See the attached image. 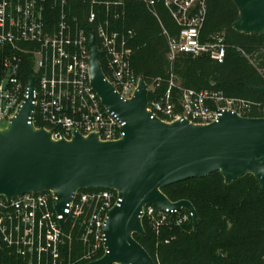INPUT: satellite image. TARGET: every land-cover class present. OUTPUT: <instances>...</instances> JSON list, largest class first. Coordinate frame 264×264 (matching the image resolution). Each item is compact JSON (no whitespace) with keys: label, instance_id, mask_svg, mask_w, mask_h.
<instances>
[{"label":"built area","instance_id":"2783aa9c","mask_svg":"<svg viewBox=\"0 0 264 264\" xmlns=\"http://www.w3.org/2000/svg\"><path fill=\"white\" fill-rule=\"evenodd\" d=\"M137 1L153 12L163 4L181 29L179 38L170 40L171 61L186 54L208 57L218 64L225 62L224 37H203L207 0ZM73 2L0 0V123L7 124L0 130L7 129L18 115L30 96L29 83L35 78V111L30 118L35 129L51 132L54 140H71L76 133L97 135L102 142L123 138L124 124L103 106L91 84L89 28L96 36L105 78L124 100L134 97L140 81L128 46L133 32L118 31L95 10L82 24L72 15ZM251 60L264 76V65L256 57ZM162 83L160 78L154 80L147 84L148 91L156 92ZM148 111L166 123L185 119L194 125H210L223 111L245 118L257 113L264 118V102L228 97L215 90L185 89L171 75L165 94L148 102ZM56 199L50 191L19 195L10 201L0 196V252L20 264H76L73 243L78 230L76 237L84 247L79 261H93L101 252L105 255L106 222L109 212L121 204L119 193L79 190L62 213L56 209ZM179 213L146 206L142 219H159L164 224L169 215ZM180 219L187 222L192 216L186 211Z\"/></svg>","mask_w":264,"mask_h":264},{"label":"water","instance_id":"95a60500","mask_svg":"<svg viewBox=\"0 0 264 264\" xmlns=\"http://www.w3.org/2000/svg\"><path fill=\"white\" fill-rule=\"evenodd\" d=\"M239 11L234 29L244 35L264 34V0H232ZM90 32V77L103 106L124 124L123 138L102 142L97 135L54 140L51 132L30 124L35 106V78L30 96L0 130V196L9 201L28 193L53 192L62 213L79 190L106 189L119 193L105 227L103 258L92 264H155L135 239L144 235L146 206L200 218L186 200L172 202L162 189L220 172L227 185L253 175L264 192V118L240 117L223 111L217 122L194 125L183 119L166 123L148 111V86L141 78L131 100H124L106 80L94 31ZM264 96V87L257 89Z\"/></svg>","mask_w":264,"mask_h":264},{"label":"trees","instance_id":"16d2710c","mask_svg":"<svg viewBox=\"0 0 264 264\" xmlns=\"http://www.w3.org/2000/svg\"><path fill=\"white\" fill-rule=\"evenodd\" d=\"M72 5V15L82 24L95 10L118 31L133 32L128 46L132 50L131 64L136 75L149 86L158 78L163 80L156 92H149V103L165 94L171 75L185 89L215 90L228 97L264 102V96L257 93V89L264 87V76L251 60L264 58V34L244 35L234 29L239 11L232 0H207L203 37H224L227 50L223 64L208 57L193 58L186 54H179L171 61L170 40L178 39L181 29L163 4L156 6L155 13L137 0H74ZM92 28L95 30V25ZM100 63L104 70L102 58ZM251 117L261 116L253 113ZM162 191L172 202H191L200 225L195 231L192 219L188 224H177L178 218L186 213L183 210L169 215L172 226H164L158 237L144 217L145 234L134 237L155 264H264V192L253 175L227 185L222 174L216 172ZM77 234L78 230L73 243V262L92 264L104 256L101 252L93 261H79L84 247ZM0 261L21 263L4 252H0Z\"/></svg>","mask_w":264,"mask_h":264},{"label":"rangeland","instance_id":"374dc122","mask_svg":"<svg viewBox=\"0 0 264 264\" xmlns=\"http://www.w3.org/2000/svg\"><path fill=\"white\" fill-rule=\"evenodd\" d=\"M258 62H260L262 65H264V58H262V60H258ZM0 126L2 128H5L7 126V124L6 123H0ZM184 215L185 214H183L180 217L183 218ZM180 217L177 220V224H180V223L183 224V223H187L188 222V221L185 222L184 220H181ZM147 219L149 221L150 229H151L152 233H155V235L158 236V237H160V235L162 234V228L164 226H167V227L172 226V225L169 224L170 223L169 220H167V222H165L164 224H162L159 219H155V220L150 219V218H147ZM158 244H159V242H157V245L156 246H158Z\"/></svg>","mask_w":264,"mask_h":264}]
</instances>
